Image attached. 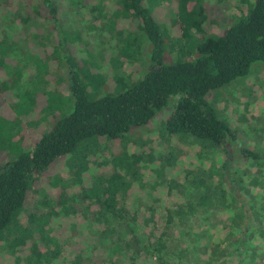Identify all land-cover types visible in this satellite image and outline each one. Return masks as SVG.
Returning a JSON list of instances; mask_svg holds the SVG:
<instances>
[{
	"label": "trees",
	"instance_id": "obj_1",
	"mask_svg": "<svg viewBox=\"0 0 264 264\" xmlns=\"http://www.w3.org/2000/svg\"><path fill=\"white\" fill-rule=\"evenodd\" d=\"M34 1L33 6V1L28 2L27 17L20 20V23L24 26L32 18L51 21V30L56 34L58 45L56 44L51 53L49 50L44 51V60L40 65H45L50 60L66 63L69 100L56 99L54 92H44L52 109L54 108L51 104L56 101L54 107L62 116L56 119L54 115L48 123V128L32 144L27 145L30 148L24 149L22 139L16 140L18 144L13 145L19 152L16 158L0 164V241L4 239V232L11 229L13 217L23 208L28 193L35 189L39 177L50 166L66 156L73 157L76 148L86 140L100 137L117 140L132 129L147 125L167 106L169 97L177 98L165 123V130L170 136L191 135L210 142L223 152L227 151L226 145H229L230 141L236 140L229 126L220 120L209 106L206 96L211 91L249 76L253 64L264 63V0H247L246 12L240 14L234 24L222 29L221 34L215 38L198 42L194 58L179 56L171 64H164V54L176 51L177 47L168 44V41L175 40L171 38L165 41L161 25L153 17L152 8L145 5L147 0H113L118 6V17H129L138 21L137 30L132 31L127 39L119 40L123 43L127 41L121 49L120 59L131 61L139 58L140 32L148 40V69L140 79L125 78L116 74L113 77L114 87L111 92H105L96 99L90 96L87 83L97 86L101 84L103 87L106 77L91 72L82 75L76 62L66 59L63 55V49L62 52L57 51L64 45L62 35L57 31L58 4L55 0ZM175 1V23L180 31L179 39L187 41L193 32H201L206 20V8L198 6L200 0ZM27 34L31 33L27 31ZM118 35L121 37L122 34ZM31 36L37 37L34 34ZM7 43L5 37L0 41L1 62L5 50L8 49ZM120 59L111 63L115 72L121 66ZM21 77L18 76V82ZM2 84L5 85L4 82ZM10 127L6 119L0 117L2 147L5 146V139L9 143L14 141ZM93 144L94 142L81 144L84 146L81 149L84 154L81 163L83 168L79 167L77 170L82 169L83 174L89 170V163L93 166L96 164L89 158H92L93 154H87ZM239 154L258 168L254 173L246 172L247 179L244 180L243 175L235 171L231 177L233 188L228 186L225 178L224 186L222 184L218 188L212 189L210 185L204 186L203 183V190L196 195L195 202L183 197V202L164 209L156 204L158 199L152 204L137 208L127 202L126 194L130 183L124 177L132 178L136 173L132 167L135 162L141 161L142 156L138 155H123L119 168L124 173L119 172L120 175L115 172L118 156L114 155L106 161V165L113 164L115 168L112 171L111 166L108 173L98 174L91 181L90 187L81 189L76 210L67 207L69 197L62 187L58 199L54 200V206L59 208L58 211L65 213L69 209L75 213L79 208L85 222V230L91 236L85 248L91 255H84L83 250L73 256L71 264H101L110 258L113 264H171L167 247L172 239L170 232H173L175 227H183V223L193 219L195 214L198 215L200 209L202 217L209 220L215 208L217 212L226 211L227 214L220 227L224 237L219 238L210 233L211 227L208 225L205 231L198 234L186 233L189 241L182 239L176 251L188 255L192 254L191 250H204L208 255L203 264H263V259L256 261L259 246L249 242L248 236L252 232L264 235V155L245 147L240 149ZM231 163L232 159L225 160L222 176H225V170H230ZM99 165L104 164L100 161ZM74 167L72 161L69 171L77 179L79 176ZM159 169L155 174L161 179ZM79 179L81 180V177ZM168 188L171 192L173 187ZM45 201H48L46 196ZM236 204L238 208L235 209ZM245 207L248 209L245 210ZM52 209L53 207L49 213L39 216L40 222L36 229L40 240L50 239L47 235L49 217L58 215V211ZM35 219L32 215L28 220L32 222ZM219 221L218 218L212 228ZM27 228L17 227L16 235H19V238L10 241H13L10 243L12 246H16L21 240L23 244ZM29 233H32V230ZM203 241L205 244H201ZM59 248L57 246L54 253L51 249V254L58 256ZM31 250L35 256H42L37 245H33ZM171 250L174 251V247ZM95 252L102 258L95 256ZM96 257L100 260H96Z\"/></svg>",
	"mask_w": 264,
	"mask_h": 264
},
{
	"label": "rangeland",
	"instance_id": "obj_2",
	"mask_svg": "<svg viewBox=\"0 0 264 264\" xmlns=\"http://www.w3.org/2000/svg\"><path fill=\"white\" fill-rule=\"evenodd\" d=\"M30 1H33V6L34 0H0V41L5 37L8 42L4 59L0 61V117L6 119L11 126V138L14 140L9 143L5 139V146H0V164L11 161L18 155V149L15 148L18 144L16 140L22 139L23 148H30L27 145L32 144L48 128L53 116L55 115L56 119L62 116L54 107L56 101L51 104L54 108L52 109L44 92H54L56 99L69 100L66 63L50 60L45 65H40L44 60V51L49 50L51 53L58 43L56 34L51 30V21L32 18L24 26L20 23V20L27 17L26 11ZM55 2L59 7L57 31L64 40L63 47L57 51L62 52L63 49V55L67 57L66 59L76 62L82 75L91 72L106 77V84L103 87L101 84L97 86L87 83L92 98L96 99L105 92H111L114 87L113 77L116 74L125 78L140 79L144 76L148 69L146 62L148 40L139 32L141 47L139 58L131 61L120 59L121 49L127 41L123 43L119 40L127 39L132 31L135 32L138 21H133L129 17H118L117 4L113 0H55ZM145 5L152 8L153 17L161 25L165 41L171 38L175 40L168 41L169 46L172 44L177 48L176 51L164 54V64L173 63L179 56L194 58L196 45L200 40L220 35L222 29L234 24L238 16L248 8L247 0H200L198 6L206 8V20L202 30L193 32L191 38L183 41L179 39L180 31L175 23L177 6L175 0H147ZM27 31L31 34L28 35ZM118 33L122 34L121 37ZM32 34L37 37H32ZM117 59H120L121 66L115 72L111 63ZM18 76H22L19 82ZM206 100L216 116L229 126L236 138L234 142L230 141V144L226 145V152L206 140L191 135L170 136L165 130V123L174 109L177 98L169 97L167 106L147 125L132 129L123 138L110 140L100 137L82 142L81 144L85 145L94 142L87 154H93L92 158H89L96 163L94 166L89 163L90 168L84 174L82 169L77 170L79 167L83 168L81 163L84 154L81 149L84 146L81 144L76 148L73 157L66 156L50 166L39 177L35 189L28 193L21 211L14 215L11 229L4 232V239L0 241V264H71L73 256L83 250L84 255H91L85 250L91 236L85 230L82 212L79 208L75 213L70 209L76 210L75 207L79 204L78 193L83 187H90L91 181L98 174L108 173L111 166L113 171L115 168L113 164L108 166L105 162L114 155L118 156L116 174L124 173L119 168L123 155L142 156L141 161L135 162L132 167L136 172L133 177H124L130 183L126 194L127 202L134 208L152 204L155 199H158L156 204L163 209L183 202V197L195 202L196 195L203 190V183L204 186L210 185L212 189L218 188L224 183L225 178L228 186L233 188L231 177L235 171L243 175L244 180L248 178L246 172H256L258 170L256 165L241 158L239 153L240 149L245 147L264 155V63L253 64L249 76L211 91ZM228 159H232L231 168L225 170V176H222L223 164ZM72 161L81 180L79 177L75 179L69 171V164ZM100 161L103 166L99 165ZM157 169L161 170V179L155 174ZM62 187L69 197L67 207L70 209L66 213L58 211L59 208L54 206V200L58 199ZM168 187H173L171 192ZM45 196L48 201H45ZM52 207V210L58 211V215L49 217L47 235L50 239L40 240L36 229L40 222L39 216L49 213ZM247 209L245 207V210ZM198 213L193 219L186 220L183 227L180 226L178 229L175 227L173 232H170L172 239L167 247L171 264H203L202 262L207 259L208 253L204 250L199 252L191 250L192 254L188 255L176 251L182 239L189 241L186 233L198 234L205 231L209 225L210 233L219 238L224 237L220 227L227 215L226 211L217 212V208L213 209L209 220L202 217L201 209ZM32 215L36 219L30 222L28 219ZM218 218L219 223L212 228ZM17 227H28L26 239L23 244L20 239L16 246H12L10 243L19 238V235H16ZM31 230L32 233H29ZM248 237L249 242L259 246L256 261L263 259L264 264V235L252 232ZM11 240L13 241L10 242ZM206 240L207 238L205 242ZM187 244L192 246L190 242ZM33 245L38 246L41 257L32 253ZM57 246L60 247L59 255L53 256L50 251L52 249L54 253ZM173 247L174 251L171 250ZM94 255L102 258L98 252ZM97 257L96 260H100ZM111 261L110 258L101 264H113Z\"/></svg>",
	"mask_w": 264,
	"mask_h": 264
}]
</instances>
